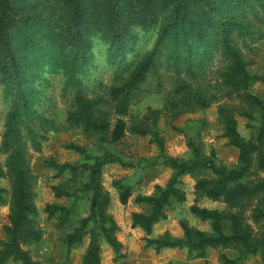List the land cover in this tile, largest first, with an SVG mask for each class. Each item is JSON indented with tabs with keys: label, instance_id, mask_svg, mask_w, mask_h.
<instances>
[{
	"label": "trees",
	"instance_id": "1",
	"mask_svg": "<svg viewBox=\"0 0 264 264\" xmlns=\"http://www.w3.org/2000/svg\"><path fill=\"white\" fill-rule=\"evenodd\" d=\"M249 15L264 23V0H0V85L3 100L8 103L0 140V151L6 154L5 171L0 168V177L6 176L9 182V191L0 187V205L8 204L0 264H39L25 248L37 244L41 232L35 220L37 209L32 201L23 131L36 148L35 134L27 122L40 119L34 104L45 87V73H59L63 90H73V109L66 114L70 126L80 127L87 134L106 133L111 143H117L126 132L121 116L126 113L129 95L144 81L155 61L174 69L183 65L193 75L192 66H202L214 53L226 61L215 87L222 91V97L234 95L240 104L221 105L217 110L222 136L237 150L236 163H219L213 150L204 153L192 138L187 139L188 158L168 156L155 130L132 128L133 134L151 135L158 149L156 160L172 173L163 186L155 185L151 195L135 197L134 201L145 209L131 213L130 225L144 232L145 246L156 252L184 249L188 258L204 259L205 250L213 248L234 253L228 257L220 252L221 264H238L250 256L264 262V177L250 179L254 171L264 172V100L249 92L252 82L264 81V74H249L234 43L235 35L253 33ZM96 46L103 61L120 77L119 84L108 92L117 116L112 123L98 106L101 100L87 98L83 91V78L97 60L93 52ZM176 91L183 110L205 108L215 99L200 88L192 90L181 79ZM235 113L249 121L256 119V125L247 124L251 128L248 139L237 132ZM67 147L84 155L83 162L71 165L50 161L49 165L59 174L79 168L86 180L72 191L53 186L54 195L75 199L85 194L89 201L87 214L60 242L69 250L87 238L80 264H100L102 242L116 260L121 259L122 244L115 235L117 225L107 211L110 199L101 185V172L107 163L123 162L108 150L87 155L82 147ZM185 175L194 179L195 200L219 201L225 209L192 204L189 212L207 221L209 231L181 220V236L164 232L148 237L153 225L166 219L168 207L184 202L181 179ZM117 187L118 200L125 204L130 190L122 184ZM43 211L65 225L72 206L50 203Z\"/></svg>",
	"mask_w": 264,
	"mask_h": 264
},
{
	"label": "rangeland",
	"instance_id": "2",
	"mask_svg": "<svg viewBox=\"0 0 264 264\" xmlns=\"http://www.w3.org/2000/svg\"><path fill=\"white\" fill-rule=\"evenodd\" d=\"M258 17L260 14L258 13ZM253 26V33L248 36H234V43L239 50L246 69L251 75L264 74V23L258 22L250 15L247 19ZM147 48V47H146ZM145 49V48H144ZM144 49H141L142 51ZM96 55L95 65L89 74L83 78V91L87 98L100 99L99 108L104 117L113 122L117 117L113 113V100L109 89L119 84V74L112 71L103 61L100 47L93 49ZM129 57L128 60H131ZM149 68L144 81L130 93L126 113L121 116L126 124L123 139L111 143L106 133H84L80 127L70 126L66 114L73 109V90H63V77L57 73H45L44 88L39 95V102L34 104L39 121L27 122L35 134L36 148L32 146L28 135L23 131L26 163L30 172L32 201L37 209L35 217L37 227L41 232L37 244L26 246L30 257L39 264H80L81 256L87 245V238L81 244L66 250L60 242L62 236L77 226L79 219L87 214L88 198L79 194L75 199L56 197L52 190L57 186L62 190L72 191L79 188L86 180L79 168L59 174L49 165L69 163L78 165L83 162L82 154L68 148L69 144L82 147L87 155H101L104 150L118 155L122 164L107 163L101 172V185L109 196L108 213L117 225L116 238L122 244L124 257L116 260L109 246L100 243V264H221L218 254L224 252L228 257L234 253L229 250L207 248L205 258L190 259L184 249H161L158 252L145 246V234L138 227H131L132 212H141L145 207L134 201L138 195L149 196L154 192L155 185L163 186L172 171L156 160L158 149L150 134L136 135L132 128L155 130L163 141L164 152L171 157L186 159L189 156L187 139L192 138L199 144L204 153L210 150L215 153L216 160L226 166H233L237 160V150L227 144L222 136L223 125L218 118V107L221 105L240 106L234 95L222 97V91L216 86L220 81L219 73L226 61L214 53L211 59L202 66H192L193 75L185 66L176 69L155 61ZM186 82L192 90H204L207 95H214L205 108L183 110L178 103L179 93L176 91L178 80ZM249 92L264 100V81H254L250 84ZM0 85V140L3 132L4 116L8 103L3 100ZM236 129L241 137L248 139L251 128L256 125V119H248L234 114ZM42 119V120H41ZM1 149V148H0ZM6 154L0 151V168L5 171ZM264 172H255L251 180L263 178ZM118 184L127 186L130 196L125 204L118 200ZM194 179L185 175L181 179V188L185 200L173 204L166 210V219L160 220L152 227L150 238L158 237L164 232L171 236H181L179 221H185L189 226L202 231H209L207 221L189 212V207L195 204L208 209L224 210L225 205L219 201L205 198L194 199ZM0 187L9 191L6 176L0 177ZM264 194V192H263ZM72 206V215L65 225H60L54 217H48L43 211L46 204ZM8 204L0 205V242L4 238L2 228L7 224ZM264 229V223L261 224ZM8 264H16L9 262ZM238 264H264L258 256H250Z\"/></svg>",
	"mask_w": 264,
	"mask_h": 264
}]
</instances>
